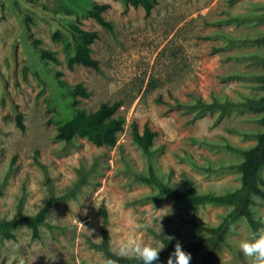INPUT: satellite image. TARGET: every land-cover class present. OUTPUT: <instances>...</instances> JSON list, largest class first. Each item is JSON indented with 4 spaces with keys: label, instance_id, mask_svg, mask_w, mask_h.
<instances>
[{
    "label": "rangeland",
    "instance_id": "rangeland-1",
    "mask_svg": "<svg viewBox=\"0 0 264 264\" xmlns=\"http://www.w3.org/2000/svg\"><path fill=\"white\" fill-rule=\"evenodd\" d=\"M94 2L110 4L103 17L111 29L88 16ZM70 24L97 32L90 54L98 70L68 69ZM261 38L264 0H157L148 14L125 0H0V221L34 216L55 199L37 237L25 226L13 230L14 239L0 235V264H9L15 244L27 264H100L95 245L103 229L117 255L132 232L130 215L150 225L136 234L146 243L159 238V225L161 237H175L166 248L207 238L205 228L232 205L175 202L144 178L152 169L165 185L193 194L239 187L241 152L262 129L263 111L246 105L264 92ZM59 80L81 84L88 96L73 95ZM115 102L125 123L114 146L55 138L75 109ZM212 103L218 107L208 108ZM132 123L141 134L145 126L156 132L148 153L132 139ZM258 182L264 190V166ZM252 200L260 227L264 201ZM167 206L173 214L157 212ZM249 228L244 217L235 220L212 264H248L238 243ZM190 254L191 264H204L205 248Z\"/></svg>",
    "mask_w": 264,
    "mask_h": 264
},
{
    "label": "trees",
    "instance_id": "trees-1",
    "mask_svg": "<svg viewBox=\"0 0 264 264\" xmlns=\"http://www.w3.org/2000/svg\"><path fill=\"white\" fill-rule=\"evenodd\" d=\"M126 4L133 8L142 7L146 14L157 4V0H125ZM110 8L109 3L94 2L88 10V16L92 17L97 23L108 29L112 25L103 17V13ZM69 33L71 41H65L67 51L66 64L68 69H73L75 65H82L95 70L99 69L98 60L91 56V44L97 38L96 31H87L75 24L69 25ZM59 33L53 34V39H60ZM264 41V38L258 39ZM42 58L57 62L53 52L40 49ZM60 74V73H58ZM59 85L70 91L73 95L82 97L88 96V92L81 84L73 86L59 80ZM263 90H264V75H263ZM77 103V101H75ZM248 109L253 111H263L261 118L262 129L257 136L256 143L242 150L243 159L238 165L240 172V185L238 188L222 193V194H193L189 191H183L179 188H172L165 185L154 173L152 169L149 171V176L145 177L149 183L154 184L158 188L161 195L167 196L175 202L185 204H200L205 202L217 204L232 205V209L225 215L222 221L211 227H206L209 236L203 240H198L194 243L181 244L183 249L188 253H196L205 248L206 254L203 258L204 264H212L211 255L213 251L223 241L224 235L229 231L232 223L240 217H244L252 226L253 229L258 228V222L253 218L252 196H258L264 201V190L258 182V173L264 166V92L256 98H249L246 101ZM119 107V102L113 104L102 103L93 111H85L84 109H75L72 118L59 125L55 134V138L66 143H71L75 137L85 138L96 146H114L118 139V134L123 130L125 119L122 116H117L116 111ZM218 104L212 103L208 108H217ZM16 125L24 128L22 117L18 113L15 117ZM132 139L136 142L144 152L148 153L152 145V141L156 136V132L145 126L143 133L138 130L136 123L131 124ZM55 199L51 198L34 216L14 217L9 220L0 221V235L6 239H14L13 230L19 226H25L32 231L34 237L38 236L39 227L44 223L47 214L51 210ZM104 236L100 244H96L95 248L102 251L104 256L111 257L118 261V264H141L140 261L133 258H121L109 250L106 230L103 229ZM174 245H168L160 254V259H167L173 252Z\"/></svg>",
    "mask_w": 264,
    "mask_h": 264
},
{
    "label": "clouds",
    "instance_id": "clouds-1",
    "mask_svg": "<svg viewBox=\"0 0 264 264\" xmlns=\"http://www.w3.org/2000/svg\"><path fill=\"white\" fill-rule=\"evenodd\" d=\"M164 210H167V212L163 216L173 214L171 206L157 212ZM128 223L132 228V232L121 241L117 253L121 258H133L140 261L141 264H154L159 260V254L166 248V243L175 240V237L171 235L161 237L162 227L159 225V238L154 237L151 242L146 243L142 238L138 239L136 234H141L142 237V234L148 230L150 225L139 222L132 215L129 216ZM259 223L260 227L254 230L249 228L247 236L240 239L238 243V248L247 259L248 264H264V220H260ZM81 226L83 227V225ZM96 240L101 242L100 238ZM19 249L20 245L15 244L13 254L9 258V264H27L25 257L19 254ZM101 257L100 264H118L116 259L104 256L103 253H101ZM191 259V254L186 252L177 240L166 264H191Z\"/></svg>",
    "mask_w": 264,
    "mask_h": 264
}]
</instances>
